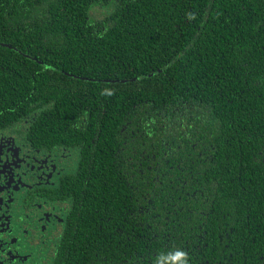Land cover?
<instances>
[{
    "label": "trees",
    "instance_id": "trees-1",
    "mask_svg": "<svg viewBox=\"0 0 264 264\" xmlns=\"http://www.w3.org/2000/svg\"><path fill=\"white\" fill-rule=\"evenodd\" d=\"M27 101L95 102L84 174L119 165L123 203L128 168V263L264 255V0H0V110Z\"/></svg>",
    "mask_w": 264,
    "mask_h": 264
},
{
    "label": "flooded vegetation",
    "instance_id": "flooded-vegetation-1",
    "mask_svg": "<svg viewBox=\"0 0 264 264\" xmlns=\"http://www.w3.org/2000/svg\"><path fill=\"white\" fill-rule=\"evenodd\" d=\"M94 104L80 102L82 118L54 124L46 123L36 101L0 110V264H131L128 168L119 189L123 203L105 190L120 177L119 165L112 170L97 163L84 174L95 160H85L81 145L99 140L104 123L89 116ZM97 105L102 111V103ZM254 235L264 236L263 222H256ZM255 248L250 255L242 246L228 262L264 264L263 248Z\"/></svg>",
    "mask_w": 264,
    "mask_h": 264
},
{
    "label": "water",
    "instance_id": "water-1",
    "mask_svg": "<svg viewBox=\"0 0 264 264\" xmlns=\"http://www.w3.org/2000/svg\"><path fill=\"white\" fill-rule=\"evenodd\" d=\"M6 46H8V47H11L10 45H8V44H5Z\"/></svg>",
    "mask_w": 264,
    "mask_h": 264
}]
</instances>
